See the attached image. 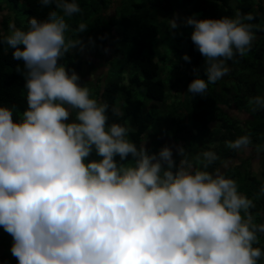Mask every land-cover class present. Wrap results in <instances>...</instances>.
Instances as JSON below:
<instances>
[{"label":"clouds","instance_id":"clouds-1","mask_svg":"<svg viewBox=\"0 0 264 264\" xmlns=\"http://www.w3.org/2000/svg\"><path fill=\"white\" fill-rule=\"evenodd\" d=\"M39 4L49 8L46 19L0 31L4 51L22 62L27 104L18 119L0 105V227L12 237L17 264H264V249L254 246L264 222L234 179L209 171L218 154L202 151L194 164L184 145L175 146L177 156L168 144L152 151L130 141L122 124H109V105L60 62L85 48L78 33L89 25L79 23L77 38H66V18L81 11L77 0ZM254 19L239 11L168 17L171 35L191 26L204 58V75L194 68L185 92L206 97L229 73L226 61L251 50ZM247 103L264 111V94ZM251 143L248 134L226 141L236 151Z\"/></svg>","mask_w":264,"mask_h":264},{"label":"trees","instance_id":"trees-1","mask_svg":"<svg viewBox=\"0 0 264 264\" xmlns=\"http://www.w3.org/2000/svg\"><path fill=\"white\" fill-rule=\"evenodd\" d=\"M8 2L13 4L5 10L7 14L3 16L0 23L2 31L13 22L11 19H9L10 22L7 20V17L14 15L12 6H17L20 2L25 5L24 11L28 21L33 16L40 20L47 18L49 8L41 7L39 0H8ZM77 2L81 11L71 18H66L70 25L66 38H77L73 29L83 22L89 26L84 32L78 33V36L84 42L85 50H88L97 60L104 59L108 66V62L122 50V47L117 46L119 41H122L132 48L128 59L140 71V74L130 72L127 75L120 71L115 78L108 79L111 69L108 67L106 75L96 81L93 78L88 79L87 76L90 74L86 75L83 72L82 61L78 57L80 50H74V52L69 50L61 59L60 62L65 63L68 69H74L79 74V82L83 86L87 88L92 84L95 86L89 89L92 97L109 105L108 123L116 122L125 126L128 129V139L138 146L143 144L145 139L151 138V144L148 147L155 151L153 143L155 137L151 133L153 115L149 109L159 107L158 103H163L164 106L167 99L171 98L170 93L167 95L165 79L170 75L174 76L176 82L183 83L185 87L183 94L186 98H182V101L180 99L179 102H187L184 109L183 105L180 108L186 113L190 125L193 124L192 129H197L199 132L205 130V133L210 131L214 134L208 150L215 151L220 159L210 166L209 171L219 168L225 176L234 179L238 190L254 200L255 208L251 211L256 216V222H264V196L259 194L261 183L264 182V169L257 173L252 164L243 165V162L251 163L250 160L242 161L238 165H226L228 159L237 158L239 152L228 148L226 141L248 134L252 141L250 146H258V150L264 147V111L252 112L247 103L249 97L264 94V0H111V2L77 0ZM116 3L117 7L113 14H108ZM0 11H3L1 7ZM162 11L166 13V19L158 18ZM237 11L243 14L252 13L255 16L251 23L257 27L253 29L255 39L251 50L226 61L230 68L229 73L209 85L206 97H193L185 91L194 79V68H199L200 75H204L202 68L204 58L191 40V26L180 24L179 29L174 30V35H171L168 29V17L175 15L178 19H183L192 14H198L201 18H217L223 15H234ZM184 28L190 30L185 36L186 40L179 36ZM95 36H99V39L95 40ZM169 38L172 41H185L183 51L191 58L190 61L183 60L184 68L189 70L188 77L182 79L181 74L175 75L174 68L179 67L178 62L169 64L163 50L156 49L159 41L162 44ZM93 46L96 48H91ZM4 47L0 45V105L12 107L13 118L18 119L27 107L24 80L17 71V65L19 64L21 69L23 65L22 62L13 59L11 49L5 52ZM145 51H148V56L144 54ZM109 55L111 57L106 58ZM92 70H96L93 63L89 68L90 72ZM136 88H143L146 100L153 102L147 105L145 101L137 99ZM175 97L179 99V96ZM112 108L117 109L118 115L112 112ZM225 108H235L246 112L250 118L245 120L233 118ZM129 119L135 129L130 127ZM211 124L218 127L211 131ZM191 133L194 135L193 131ZM177 139L180 144L183 143L189 148L185 140L180 137ZM165 144L169 145L168 142ZM173 155L177 156L176 152ZM257 235L258 242L254 246L264 249V234ZM1 258L0 256V262ZM13 264H17L16 258L13 259Z\"/></svg>","mask_w":264,"mask_h":264},{"label":"rangeland","instance_id":"rangeland-1","mask_svg":"<svg viewBox=\"0 0 264 264\" xmlns=\"http://www.w3.org/2000/svg\"><path fill=\"white\" fill-rule=\"evenodd\" d=\"M108 2H111V0H107ZM11 2H8V0H0V7L2 8L3 11H0V23H2V18L4 15L7 14L5 11L8 9V6H10ZM24 3L20 2L19 5L17 6H12V13L14 14L13 16L7 17V20L10 22L11 21L15 22L17 27L20 28H26L27 22H28V16L26 12L24 11ZM112 9L109 10L108 14H113L115 8L117 7V3L113 5ZM163 13L159 14L160 17L158 18H163L166 19V13L162 11ZM158 15V13H157ZM11 22V23H13ZM8 27L4 28V32H7ZM2 31V30H0ZM190 30L189 28L185 30L182 29L180 31L179 36L183 39L186 40L185 36L189 34ZM95 40L99 39L98 37H94ZM98 44V43H97ZM118 47H122V50L119 51L118 55L110 62H108V66H106V62L103 60H97L88 50H83L79 52V58L82 61V70L83 72L87 75L90 74L88 79H94L96 81H99L98 79L104 75H106L108 71V67L111 68L109 72V78L108 79H113L115 78L120 71H122L125 75L129 74L130 72L132 74L139 73L140 71L136 66H134L128 59L130 53H131V47L125 45L122 43V41H119L117 44ZM91 48H96L95 46ZM161 49L163 52L167 55L168 57V62L169 64L177 63L179 67L174 68V72H176L175 75L178 76V74H181L180 78L188 77L189 75V70L184 68V63H183V55L184 53V48H185V41H172L170 38L166 40L164 43H160V41L156 45V49ZM146 56H148V51H145L144 53ZM111 57L110 55L107 56L106 58L109 59ZM155 60H157V57H155ZM167 62V63H168ZM93 63L94 66L96 67V70H92L91 72L89 71L90 64ZM180 71V72H179ZM89 72V73H88ZM179 72V73H177ZM166 75V74H165ZM164 75V76H165ZM233 81V80H232ZM165 82L167 84V95L170 93L171 98L167 99L166 104L163 106V103H158L160 106L156 108H150L149 112L153 115V120H152V135L155 137L153 140L154 143V148L155 151H158L160 147H162L165 142L169 143V146L172 147L173 153L176 152V145H184L183 143L180 144L179 139L176 140V138L182 139L186 141V144H188L189 148L186 147L187 154L190 159L193 160V163L195 164V157L202 151L208 150L209 147H211V144L213 141L214 134H211L210 131H207L206 133L204 132L205 130L199 132L197 129H192V125L187 121V115L182 111L180 108L182 105H185V102H179V100L184 97V90L185 87L183 83L181 82H176V79L174 76L170 75L168 78L165 79ZM95 88V86L92 84V86L88 87L90 88ZM175 96H179V99L176 98ZM136 98L145 101V103L151 104L153 101L146 100L145 97V91L143 88H136ZM120 103V102H119ZM185 106L183 107V109ZM225 110L230 114L231 117L239 119V120H245L247 118H250L249 114L246 112L238 111L235 108H225ZM129 125L132 129H135V127L132 124L131 119H129ZM218 125L215 127L214 125H210V130L214 131ZM194 132V135L191 132ZM178 136V137H176ZM181 140V142H183ZM146 146L148 147L151 144V138L145 139ZM143 142V143H144ZM210 144V145H209ZM258 146H249L248 149L239 151L238 152V157L237 158H230L226 162V165H238L242 161H247L250 160V162H243V165L248 166V164H252V167L255 172H261L262 169H264V147L259 148ZM177 155V152H176ZM197 167L199 165H196ZM0 256L1 262L0 264H13V259L14 257L11 255L10 252V246L12 243V237L7 234L2 227H0Z\"/></svg>","mask_w":264,"mask_h":264}]
</instances>
